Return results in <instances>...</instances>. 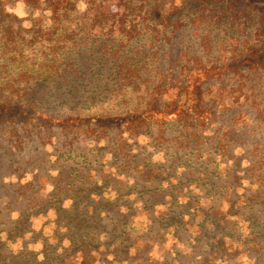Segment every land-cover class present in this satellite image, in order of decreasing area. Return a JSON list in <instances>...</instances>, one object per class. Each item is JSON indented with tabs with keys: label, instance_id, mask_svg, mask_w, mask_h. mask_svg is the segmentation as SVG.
Here are the masks:
<instances>
[{
	"label": "rangeland",
	"instance_id": "374dc122",
	"mask_svg": "<svg viewBox=\"0 0 264 264\" xmlns=\"http://www.w3.org/2000/svg\"><path fill=\"white\" fill-rule=\"evenodd\" d=\"M121 16L117 0L59 21L48 0H0V106L17 109L0 123V264H264V72L208 87L203 123L121 121L170 60L222 63L250 32L158 48Z\"/></svg>",
	"mask_w": 264,
	"mask_h": 264
},
{
	"label": "trees",
	"instance_id": "16d2710c",
	"mask_svg": "<svg viewBox=\"0 0 264 264\" xmlns=\"http://www.w3.org/2000/svg\"><path fill=\"white\" fill-rule=\"evenodd\" d=\"M76 1L78 0H48L51 20L59 21L74 8ZM83 1L91 8L101 2ZM117 1L119 8L123 9L121 18H129L132 23L142 26L158 48L173 45L182 30L200 26L212 32L223 31L237 37L246 35L249 31L252 37V43L244 54L222 63H190L183 54L170 60L168 70L155 75L156 83L145 110L137 116L121 120L130 132H135L138 127H149L150 123L157 127L168 123L187 124L189 121L203 123L212 115L211 108L205 103L208 87L225 80H241L250 72H264V0ZM25 97L31 101L29 93ZM9 102L8 99L7 105L0 106L3 110L0 123L1 119H6L3 118L5 113L17 110L14 105L10 106ZM33 103L31 101L30 105ZM26 120V127L32 126L31 121H39L32 115ZM61 120L56 123L60 127L69 128L71 131L80 129V126L72 121ZM107 125L108 123L102 124V130ZM93 127L90 126L89 131L93 130ZM255 169H258L256 173L259 174L257 180L264 185V161L259 162Z\"/></svg>",
	"mask_w": 264,
	"mask_h": 264
}]
</instances>
